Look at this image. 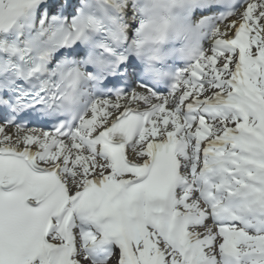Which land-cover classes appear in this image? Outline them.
<instances>
[{
    "label": "snow or ice",
    "instance_id": "6c2138e0",
    "mask_svg": "<svg viewBox=\"0 0 264 264\" xmlns=\"http://www.w3.org/2000/svg\"><path fill=\"white\" fill-rule=\"evenodd\" d=\"M180 5L0 0V264H264V0Z\"/></svg>",
    "mask_w": 264,
    "mask_h": 264
},
{
    "label": "clouds",
    "instance_id": "9594fccd",
    "mask_svg": "<svg viewBox=\"0 0 264 264\" xmlns=\"http://www.w3.org/2000/svg\"><path fill=\"white\" fill-rule=\"evenodd\" d=\"M137 3L139 6H144L149 4L150 0H137ZM157 16L163 17V20H167L169 23V27L165 32V38L160 44L147 41L145 48L158 47L162 53L167 54L163 66L159 62L156 63V67L161 68L162 71H166V66L171 65L173 62L182 63L185 61L189 51L197 41L193 29L200 18L195 13L189 17L186 12V7L180 5V0H166V6L158 10ZM162 22V20H157V23ZM135 33L136 30H133L134 35ZM152 35H156V33L153 32ZM200 43L202 45L203 41H200Z\"/></svg>",
    "mask_w": 264,
    "mask_h": 264
}]
</instances>
